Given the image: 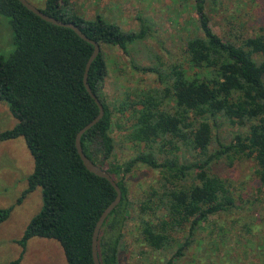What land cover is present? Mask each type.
Returning <instances> with one entry per match:
<instances>
[{"label": "trees", "instance_id": "trees-1", "mask_svg": "<svg viewBox=\"0 0 264 264\" xmlns=\"http://www.w3.org/2000/svg\"><path fill=\"white\" fill-rule=\"evenodd\" d=\"M62 2L45 0L39 9L73 22L100 45L87 81L104 114L80 141L85 155L105 168L121 190L120 202L99 231L100 263L120 264L125 232L130 231L139 232L135 241L151 250L174 249L165 262L174 264L201 230L228 232L214 216L243 207L238 203L243 196L232 183L211 171L213 161L253 159L264 188V28L253 35L221 36L211 27L205 0H195L196 16L189 22L194 32L186 39L184 62L169 64L154 55L149 65H133L140 73L154 74L159 86L110 100L103 91L107 65L101 44L128 54L129 46L146 38L150 29L143 21L139 30L126 31L101 16H65ZM0 16L9 17L15 46L8 56L0 54V101L16 120L0 132V141L24 138L34 165L23 195L37 187L42 191V206L14 240L21 252L10 264H21L33 237L56 240L67 264H94L93 229L116 190L86 169L75 146L77 132L99 111L83 82L93 45L71 28L43 20L19 0H0ZM223 125L236 128L228 142L216 132ZM112 126L124 129L125 139L140 148L124 162L115 159ZM215 141L218 147L210 151ZM185 150L198 158L186 161ZM140 165L159 177L136 206L126 178ZM10 209L0 208V223ZM247 218L240 222L241 232H255L260 219ZM129 223L134 229L128 230Z\"/></svg>", "mask_w": 264, "mask_h": 264}, {"label": "rangeland", "instance_id": "rangeland-1", "mask_svg": "<svg viewBox=\"0 0 264 264\" xmlns=\"http://www.w3.org/2000/svg\"><path fill=\"white\" fill-rule=\"evenodd\" d=\"M42 8L45 0H28ZM195 0H64L61 6L65 16L76 14L86 19L101 16L105 21L118 24L123 30L137 31L141 22L150 32L142 40L129 46L125 54L117 46L101 44L106 61L107 75L103 91L111 99H124L126 94L139 93L148 87L159 86L154 74L140 73L133 65L146 66L159 55L166 63L184 62L187 37L194 32L189 22L195 19L192 8ZM212 29L221 36L233 33L253 35L264 28V0H205ZM13 33L9 17L0 16V54L8 56L14 50ZM16 120L5 101H0V132L11 128ZM235 127L223 125L217 132L223 142L231 140ZM124 129L112 126L115 141V159L124 162L133 157L139 147L127 141ZM218 147L213 142L210 151ZM181 155L182 152L180 151ZM186 161L198 158L196 152L183 151ZM33 158L23 137L0 141V208H11L8 218L0 223V264H10L17 258L21 247L14 241L24 231L30 219L42 206L40 187L23 195L27 177L33 170ZM211 171L227 178L235 191L243 196L238 202L243 207L232 214L214 216V222L228 232L201 230L196 240L174 264H264V188L255 174L253 159H234L232 163L222 157L213 161ZM159 174L140 165L126 178L129 197L138 206L150 186H155ZM253 200V203L246 202ZM260 220L255 232H241L242 219ZM206 225V224H205ZM134 229L129 223L128 230ZM139 232H125L126 248L120 252V264H165L174 249L151 250L139 245L135 238ZM183 240L182 234L180 235ZM21 264H67L60 244L54 239L33 237L26 243Z\"/></svg>", "mask_w": 264, "mask_h": 264}, {"label": "water", "instance_id": "water-1", "mask_svg": "<svg viewBox=\"0 0 264 264\" xmlns=\"http://www.w3.org/2000/svg\"><path fill=\"white\" fill-rule=\"evenodd\" d=\"M19 1L27 9L32 11L34 14H36L37 16L42 18L43 20H45L47 22H50L52 24L58 25V26L71 28L78 36H80L81 38H83L84 40H86L87 42H89V43H91L93 45V50H92V52H91V54H90V56H89V58H88V60L86 62V65H85V70H84V74H83V82H84L86 90L88 91L90 96L94 99L96 104L98 105L99 111H98L97 115L92 120H90L87 124H85L77 132L76 137H75V146H76L77 153H78L80 159L82 160L83 165L86 167V169L89 170L90 172L94 173L97 176H100V177H103V178L107 179L111 183V185L114 187V189L116 190L115 198L101 212L99 218L96 221L95 227L93 229L92 243H91V254H92V258H93L94 264H101L100 260H99V256H98V235H99V231H100V228H101L104 220L108 216V214L120 202V200H121V190H120L119 186L116 184V182L113 179V177L109 174V172L105 168H103V167L99 166L98 164L94 163L92 160H90L85 155V153L83 152L82 146H81V141H80L82 134L86 130L91 128L93 125H95L103 117V114H104L102 103L100 102V100L96 96V94L91 90L90 85H89V83L87 81L88 70L90 68L91 62L94 60V58L100 52V45H99V43L97 41L87 37L80 30V28L76 24H74L73 22H70V21L65 22V21H62V20H60V19H58L56 17L50 16V15L42 12L38 7H36L33 4H31L28 0H19Z\"/></svg>", "mask_w": 264, "mask_h": 264}]
</instances>
